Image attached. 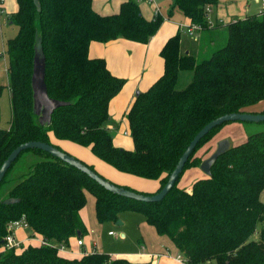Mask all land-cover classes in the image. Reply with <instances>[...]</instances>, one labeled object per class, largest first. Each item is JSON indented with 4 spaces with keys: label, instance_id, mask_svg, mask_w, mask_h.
I'll list each match as a JSON object with an SVG mask.
<instances>
[{
    "label": "trees",
    "instance_id": "obj_1",
    "mask_svg": "<svg viewBox=\"0 0 264 264\" xmlns=\"http://www.w3.org/2000/svg\"><path fill=\"white\" fill-rule=\"evenodd\" d=\"M7 18L18 26L5 42L6 85L11 116L0 127V165L19 143L40 140L64 150L63 142L87 147L118 171L165 183L193 135L209 120L228 112H264V12L238 17L224 25L225 43L198 58L180 50V33L170 35L159 50L161 74L135 95L125 118L132 149L117 146L108 128V105L125 79L110 72L103 57H90L91 41L117 38L146 43L163 20L145 18L137 0H124L117 11L100 14L92 0H15ZM218 0H171L191 23L209 28L207 10ZM45 63L50 97L65 101L40 123L33 111L31 74L36 48ZM192 77L176 89L178 75ZM225 121L203 135L170 190L158 201H139L106 190L77 168L39 148L22 150L0 181V246L7 224L24 218L30 231L54 245L82 237L80 216L84 190L95 197L99 221L115 220L122 209L143 214L158 234L169 237L186 264H264V131H253L230 145L210 167V174L180 187L182 173L201 162L195 153ZM245 122V121H242ZM214 150V149H213ZM40 157L23 177L8 175L23 152ZM65 151V150H64ZM67 152V151H65ZM212 152V151H211ZM208 156V155H207ZM85 163L84 161H82ZM95 170L93 164L85 163ZM96 171V170H95ZM97 172V171H96ZM98 173V172H97ZM12 199V200H11ZM124 257L93 251L77 257L50 245L0 251V264H127Z\"/></svg>",
    "mask_w": 264,
    "mask_h": 264
},
{
    "label": "rangeland",
    "instance_id": "obj_2",
    "mask_svg": "<svg viewBox=\"0 0 264 264\" xmlns=\"http://www.w3.org/2000/svg\"><path fill=\"white\" fill-rule=\"evenodd\" d=\"M14 1L15 0H4L2 6L4 7L5 5V7L3 11H0V84L2 85H6L7 83V75H6L7 57L5 54V47H6L5 42L8 37L14 36L18 29V26L10 23L7 18V16L10 14L8 13L9 11L8 4L10 6L11 3L12 4L14 3ZM96 1L98 2L99 0ZM137 1L142 15L145 18L147 17L148 19L152 18L154 13V8L151 7V5L148 3L149 0H137ZM154 2L157 4L156 6L159 8L157 9L160 11L161 15L163 16L162 22L160 23V25L153 34V36L157 37L161 34H165L166 32L171 31L172 29H175L176 28L175 22L183 19L184 17L181 11L177 8H173L172 11H169L171 0H154ZM257 6H259V4ZM206 10L208 11V9ZM215 27H217V25ZM171 33H174V31H172ZM179 33H180V37H179L180 45L183 46V48L185 49H189L197 53L198 36L194 35V33L192 32L187 33L181 29L179 30ZM224 34L225 32H223V37L215 41V43H217L214 46L215 48L222 46L225 43ZM197 55H199L197 56L198 58H203L205 56H208L209 54L207 53L206 55H204L203 52L200 53L199 51ZM134 56H136V54ZM136 64L137 63L134 62L132 66L133 71L135 70ZM130 73L131 72L125 73L126 76L129 78V83L132 82V76ZM191 77H192L191 70L181 71L178 75L175 88L182 89L183 87H185L187 83L191 80ZM133 79H135V77H133ZM10 116H11V110L9 103V90L7 86H5L3 87L0 96V127L6 128L8 126ZM118 118L119 119L114 118L112 119V121L108 122V124H112V127L109 128V130L111 131V134L113 136V142L119 147L132 149L133 142L130 134L123 133V131L128 128L124 119L125 116H123L122 118V116L120 117L119 115ZM253 131H264V120L258 122H251V121L227 122L218 129V131L215 133V136H213L212 139H210L206 144H204L195 153V155L198 157L200 155V158L203 159L207 155H209L211 151H213V149L216 146L217 140L226 138L229 140L230 145H235L241 142L242 140H244L247 134ZM60 147L65 151H67V153L75 156L76 158H78L81 161H84L85 163L95 164V162H97V158L90 152V150L87 147L79 146L74 143H64V142L60 144ZM33 154L34 153H32L31 151L28 152L26 151L22 153V155L18 158L17 162L15 163L14 166L15 168L13 169V171H10L8 175V180H15L16 178H19L21 176L23 177L30 171L29 169L31 168V165L35 161H37L36 157L34 156L36 154L34 155ZM33 157L34 160H32ZM30 160L32 161L30 162ZM107 167L109 166L103 162L100 167L94 166L95 170L100 175L104 176L106 179L119 184H120L119 181L122 180L123 182L127 183V185H129L130 187H132L137 191L151 192L154 191L155 189L154 187L157 186V183H155L156 181L154 179H146L131 174L125 175L127 173H122L115 170L113 171L119 172L120 174L115 173L116 177L111 174H110L111 176H108ZM189 170L190 168L186 169L182 173L179 179L181 182L184 183L187 182L188 180L191 181L192 179H194L192 178L193 175L188 173L190 172ZM117 174L119 176H117ZM118 178L120 180H118ZM84 194H85V204L81 208V215L86 221L85 224L87 229L89 230L88 233H86V235L89 234L87 235L88 236L87 240H89L90 242L93 241L96 242V247L94 249L95 251L105 252L113 257L120 254L121 255L124 254V256L126 255L128 258H131L128 255L137 251H141L142 238L148 241L149 240L151 241L153 237L156 238L155 236L157 233L155 232L152 225L146 222L142 213L133 209L120 210L117 214V219L115 220L99 221L96 217L94 195L88 190H84ZM90 229H92V231H90ZM109 230H111L113 234H108L107 232ZM26 231L28 232L29 235L30 230L26 229ZM165 238H168V240H170L168 236H165ZM30 244L35 245V243H30ZM143 249L144 250L142 251H148L145 248ZM136 264H145V263L138 262ZM197 264H215V262L213 260H210Z\"/></svg>",
    "mask_w": 264,
    "mask_h": 264
},
{
    "label": "crops",
    "instance_id": "obj_3",
    "mask_svg": "<svg viewBox=\"0 0 264 264\" xmlns=\"http://www.w3.org/2000/svg\"><path fill=\"white\" fill-rule=\"evenodd\" d=\"M122 1L124 0H99L98 2L96 0H92V8L100 14H108L117 11ZM148 3L151 5V7L158 8L154 0H149ZM258 4L259 6H257ZM261 6H262L261 0H218V2L215 5H209L207 11V20L209 23V28L205 31H203V29H200L193 32L194 35L198 36L197 53L199 51L200 53L203 52L204 55L209 53L215 41L223 37V28L226 23L238 17H246L251 14H258V11L261 8ZM8 8H9L8 13H12L16 8V2L14 1V3L13 4L11 3L10 6L8 4ZM158 13L161 14L159 10ZM183 17H184L183 19L175 22L176 24L175 29H172L171 31L166 32L165 34H161L157 37L152 35L146 43L131 41L125 38H117L106 42H99V41L90 42L88 47V55L90 57H103L106 61V66L110 70V72L118 77H122L125 79V83L123 84L119 92L114 97H112L109 102L108 112L111 121L114 118L119 119L118 118L119 115L120 117L122 116L123 118V116H125L126 114L128 107L130 106L131 102L133 101L136 95L135 92L137 90L144 91L161 74L163 64H162V59L159 55V50L170 35L174 34L177 30L180 29L185 31L184 25L191 24V22L188 20L187 17L185 16ZM216 25L217 27H215ZM172 31H174V33H171ZM180 50L181 52H189L194 56L200 55V54L197 55L195 51L183 48V46L181 45H180ZM135 54L136 56H134ZM134 62H136L137 64L135 66V70L133 71L132 66ZM127 72H131L130 74L132 76V82L130 83H129V78L125 74ZM133 77H135V79H133ZM124 119L128 127L126 118ZM111 127L112 124H108V128ZM123 133L129 134L128 128L125 129ZM64 143H70V142H64ZM34 156L36 157V160L40 158L37 155ZM32 160H34V157L32 158ZM32 160H30V162ZM102 162H103L102 160L97 158V162H95V164L93 163L94 164L93 166L100 167L102 165ZM107 165L109 166L107 167L108 176L113 175L116 177L115 173L120 174L119 172L121 171L115 172L118 170H116L109 164ZM14 166L11 171H13V169L15 168ZM111 170L112 171L115 170V171L112 172ZM189 171L190 172L188 173L193 175L192 178L200 177L201 174L203 173L200 170L199 166L191 167ZM118 174L117 176H119ZM118 180L120 179L118 178ZM155 181H156L155 183H157L158 186V181L157 180ZM192 181L193 179L191 181L188 180L187 182L183 183L179 180L178 185L180 187H189ZM119 182L120 184L127 185V183L123 182L122 180ZM157 186H155L154 188L156 189ZM260 197L264 201L263 191H262V196ZM94 201H95V197H94ZM80 216L86 227L85 224L86 221L81 215V209H80ZM26 229L29 228L22 227L15 230V236L18 237V239L29 237L31 235V231L30 234L28 235ZM86 230H87L86 233H88L89 230L87 229V227ZM90 231H92V229H90ZM87 235L85 234L81 237L83 242L81 246H77L75 244V240L77 237H71L69 240L71 247L74 249H86L87 251H91V252L95 251L94 249L96 247V242L95 241L90 242L89 240H87L88 237ZM165 236L164 234L157 233L155 236L156 238L153 237L151 241L142 238L141 251H137L128 255L131 258H128L126 255L124 256V254L123 255L120 254L115 257H124L128 261L127 264H136L138 262H144L145 264H186L181 260L182 258L180 257V252L178 251V249L174 246L172 241L168 240V238H165ZM28 243L30 242L26 241L25 245ZM143 248L147 249L148 251H142L144 250ZM0 251H2L1 247H0ZM60 254L68 257H77L65 253H60ZM111 257L113 258V256Z\"/></svg>",
    "mask_w": 264,
    "mask_h": 264
},
{
    "label": "water",
    "instance_id": "obj_4",
    "mask_svg": "<svg viewBox=\"0 0 264 264\" xmlns=\"http://www.w3.org/2000/svg\"><path fill=\"white\" fill-rule=\"evenodd\" d=\"M45 75V63L43 60V56L41 54L40 47L37 46L35 50L33 66H32V74H31V88H32V101H33V111L38 116V121L40 123H49L51 119L52 111L60 106L65 104V101L58 100L52 98L48 95L46 90V84L44 81ZM139 91L137 90L135 94L137 95ZM264 120V112L263 113H251V112H228L216 116L215 118L209 120L205 123L191 138L188 142L185 149L182 151L179 156L176 164L173 169L167 176V179L163 186L156 192L151 194H144L142 192H137L123 186H119L112 182L111 180L106 179L104 176L97 173L95 170L88 167L81 160L76 158L75 156L61 150L60 148L54 146L53 144L40 141V140H27L16 145L5 157L0 165V181L3 178L7 168L11 164V162L17 157V155L27 148H39L44 150L51 155L59 158L65 163L77 168L81 172L85 173L89 178L96 181L99 185L103 186L106 190L111 191L113 193L119 194L121 196L133 198L139 201H158L163 198V196L170 190V188L175 183L178 176L181 174L183 170V165L187 160L189 154L195 147L196 143L200 140V138L205 135L209 130L214 128L215 126L225 122V121H251L258 122ZM230 146L229 140L226 138L220 139L216 142V146L214 150L205 158H203L199 164L200 170L205 174H210V167L215 159L225 152ZM12 200V199H11Z\"/></svg>",
    "mask_w": 264,
    "mask_h": 264
},
{
    "label": "built area",
    "instance_id": "obj_5",
    "mask_svg": "<svg viewBox=\"0 0 264 264\" xmlns=\"http://www.w3.org/2000/svg\"><path fill=\"white\" fill-rule=\"evenodd\" d=\"M4 2V0H0V11H3V6L2 3ZM262 6L258 11V14H261L264 12V0H261ZM208 9V7L206 8ZM158 14V9L155 7L154 8V15ZM184 29L186 32H194L196 30H200L201 27L198 24H185L184 25ZM22 227H27L28 228V224L27 222L24 220V218H20V219H16V220H12L7 224V233L6 235L3 237V244L0 246L2 251L6 250V249H10V248H14L15 250L19 251L23 246H26L25 243L26 241H29L30 243H35V245H50V246H54L57 248L59 253H65L71 256H81L84 254H88V253H92L91 251H87L86 249H74L71 247L70 242L67 244H58V245H54L51 244L50 242H48L46 239H44L43 237H41L39 234L32 232L31 231V235L27 238H23V239H18L15 236V230L22 228ZM108 234H113L112 231H109ZM28 243V244H30ZM82 238H76L75 240V244L77 246H81L82 245ZM181 257V255H180ZM182 258V257H181ZM179 259V256H178ZM183 262L184 259H181Z\"/></svg>",
    "mask_w": 264,
    "mask_h": 264
}]
</instances>
